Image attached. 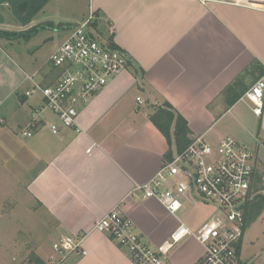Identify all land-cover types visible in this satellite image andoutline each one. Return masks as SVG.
<instances>
[{
    "label": "crops",
    "instance_id": "0c3cea01",
    "mask_svg": "<svg viewBox=\"0 0 264 264\" xmlns=\"http://www.w3.org/2000/svg\"><path fill=\"white\" fill-rule=\"evenodd\" d=\"M90 8L96 15L93 23L105 10L112 39L127 51L131 63L80 107L79 130L63 126L51 111L39 114L38 127L28 128L43 97L25 91L33 82L54 84L60 70L39 66L31 74L30 62L18 60L0 43V112L5 119L0 122V214L11 215L21 205L19 198L7 205L9 197L2 198L3 193L32 170L25 188L35 201L33 208L55 222L52 238L32 240L27 264H52V242L67 234H82L87 254L73 253L63 264H136L109 233L94 228L114 207L151 246L168 242L181 222L197 230L216 206L196 219L189 211L179 215L183 208L173 214L135 190L158 172L169 148L150 114L169 101L188 119L193 136L206 137L217 118L229 111L249 118V113L237 111L245 99L227 105L228 99L244 94L264 73V10L199 0H108ZM98 24L92 27L100 39ZM237 79L236 89L227 96L225 88ZM248 107L261 118L263 132L264 109L259 116L251 103ZM50 123L59 124L60 132L55 134ZM27 129L32 135L23 134ZM220 138L209 141L218 143ZM18 253L10 259L0 252V264H21ZM204 254L193 236L168 253L173 264H197Z\"/></svg>",
    "mask_w": 264,
    "mask_h": 264
},
{
    "label": "built area",
    "instance_id": "2783aa9c",
    "mask_svg": "<svg viewBox=\"0 0 264 264\" xmlns=\"http://www.w3.org/2000/svg\"><path fill=\"white\" fill-rule=\"evenodd\" d=\"M199 1L264 10V0ZM95 18V11L91 9L89 16L75 24L68 37L51 54L50 64L60 70L58 80L50 85L33 82L25 91L31 96L39 90L43 97L28 128L38 127L39 114L51 111L63 126L79 130L80 107L87 105L115 76L128 68L131 58L127 51L118 45L111 46L109 40L102 41L94 34ZM137 99L142 102L141 97ZM242 99L253 105L256 115L263 114L264 73ZM4 121L0 112V122ZM50 128L55 134L60 132L57 123H50ZM23 134L30 136L32 131L27 129ZM255 168L254 151L235 137L227 135L218 143H212L205 135L196 136L182 152L165 160L158 172L147 182L138 184L135 190L144 198H155L173 214L184 207L185 198L212 203L216 210L197 230L181 222L168 242L151 246L137 232L132 220L117 207L99 218L94 228L109 233L126 248L136 264H173L169 250L189 236L195 237L205 248V254L197 264H246L247 261L241 259L240 241L245 233L246 205L258 192L252 190ZM73 253L87 254L82 234H67L52 242L50 261L63 264Z\"/></svg>",
    "mask_w": 264,
    "mask_h": 264
},
{
    "label": "rangeland",
    "instance_id": "374dc122",
    "mask_svg": "<svg viewBox=\"0 0 264 264\" xmlns=\"http://www.w3.org/2000/svg\"><path fill=\"white\" fill-rule=\"evenodd\" d=\"M108 0H50L44 9L35 17L32 25H21L12 18L11 11L1 9L5 22L0 23V29L14 32L28 31L20 34L19 37L13 35L12 40L0 37L1 45L12 55L15 54L18 60L27 59L30 62L29 73L41 66L48 69L51 64L49 58L56 48L68 37L71 27L76 23L85 20L94 5L107 3ZM101 18L96 21L100 39H105L112 34L111 20L105 10H102ZM70 26V27H69ZM37 27L36 30H33ZM33 30V31H32ZM31 31V32H30ZM39 73L35 75L38 80ZM36 95L40 94L38 90ZM35 95V96H36ZM135 97V96H134ZM248 104H247V103ZM228 105V104H227ZM247 99L241 102L240 109L249 113V118H238L235 111H229L217 118L206 139L218 140L220 137L231 135L237 140L249 146L258 158L259 167L264 171V128L260 132L261 118L255 117ZM216 145V144H215ZM258 164V163H257ZM32 170L28 171L24 178L19 177L15 183H9L2 198L9 197L7 205L13 198H19L21 205L16 206L12 214L9 211L0 214V252L5 253L10 259L16 251H19L21 264H27L33 250L32 240L38 241L43 237H53L55 222L49 220L47 214L42 209H34L35 201L26 191L25 179H30ZM6 181L2 180V187ZM213 204L209 202H190L184 204L183 212L189 211L196 219L205 218L213 209ZM33 208L31 211L30 208ZM18 228V229H17ZM17 229V230H16ZM55 239V238H54ZM242 262L248 260V264H264V209L262 214L254 220L245 230L241 249Z\"/></svg>",
    "mask_w": 264,
    "mask_h": 264
},
{
    "label": "trees",
    "instance_id": "16d2710c",
    "mask_svg": "<svg viewBox=\"0 0 264 264\" xmlns=\"http://www.w3.org/2000/svg\"><path fill=\"white\" fill-rule=\"evenodd\" d=\"M49 1L50 0H0V10L6 9L5 6L7 5L11 11L12 18H14L16 23L28 25L44 9ZM4 22L5 19L0 11V23ZM95 24L96 23H93V25ZM36 29L37 27L33 30ZM27 32L28 31L13 33L9 30L0 29V37H6L9 39L12 38L13 35H16L15 37H19L20 34ZM108 40L111 46L117 47V44L112 39V35L108 38ZM238 83L239 79L229 84L225 88V94L228 96L230 92H233ZM242 96L243 93H238L234 96V99H228V105H233ZM150 120L165 136L169 144V148L165 154V160H171L175 153L182 152L196 137L192 134L188 119L169 101H164L163 103L155 106L154 110L150 114ZM263 176L264 171L257 165V168L254 170L252 190L258 192L255 198L249 201L246 205L245 230L262 214L264 209V193L262 192V190H264ZM242 242L243 238L240 243Z\"/></svg>",
    "mask_w": 264,
    "mask_h": 264
}]
</instances>
